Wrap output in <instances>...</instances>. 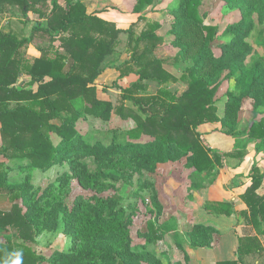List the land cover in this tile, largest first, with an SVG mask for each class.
Returning a JSON list of instances; mask_svg holds the SVG:
<instances>
[{"label": "trees", "instance_id": "obj_1", "mask_svg": "<svg viewBox=\"0 0 264 264\" xmlns=\"http://www.w3.org/2000/svg\"><path fill=\"white\" fill-rule=\"evenodd\" d=\"M202 1L180 0L169 10L174 16L169 32L178 47L175 58L193 60L179 77L169 72L153 54L164 39L156 33L160 24L148 22L137 35L131 26L125 29L131 57L116 66L120 74L131 70L139 80L165 85L157 93L142 97L134 95L140 82L123 89L122 98L141 107L145 115L141 117L132 108L114 106L111 100L99 99L93 86L101 62L114 51L123 29L87 13L82 0H0V13L17 7L25 18L30 12L39 18L28 37H19L12 29H0V154L18 161L21 167L40 170L71 157L74 176L85 189L93 191L87 196L76 195L68 207L62 204L60 188L54 192L53 182L37 195V188L30 182H11L7 175L9 166L0 161V195L8 193L13 199L9 210L0 209V229L12 231L11 238L0 243V264H38L41 261L62 264L63 259L72 255L69 251H54L47 258L37 254L30 245L41 228L47 226L44 218L51 217L58 204L62 206L65 231L72 237L75 255L82 254L90 264H141L148 259V251H133L129 246L131 232L123 208L112 196L99 193L108 186L101 177L115 173L91 172L77 160L79 156L106 158L112 166L127 172L138 163L153 168L158 163L184 156L198 171L209 170L215 163L224 165L222 153L202 143L198 127L218 120L225 132L231 133L237 127L243 98L253 99L255 116L257 107H264V53L255 54L247 63L253 52L246 41L254 27L263 22L264 0H219L230 8H237L241 18L225 27L224 34L231 37L221 45L218 56L209 46L216 38L218 27L204 22L200 10ZM151 2L138 0L134 10ZM37 33L40 37L47 35L48 43L37 47L39 56L24 55L22 48L33 42ZM226 70L227 77L237 73L235 80L240 92L227 91L224 111L219 117L213 96L216 82ZM23 75L28 79L19 81ZM178 80L184 82L186 88L177 95L166 86ZM79 98L85 103L80 108L76 105ZM112 113L132 116L135 126L125 132H113L106 142L86 140L76 128L75 123L80 118L91 115L109 120ZM242 134L249 140H258L256 148L264 149V115L253 120ZM244 150L242 145L231 153L242 155ZM66 177L68 173L64 172L57 180ZM251 177V184L241 195L247 206L242 215L248 223L257 224L264 217V195L256 193L264 172L253 165ZM47 196L49 198L40 205ZM209 205L220 214L234 213L232 202L209 201ZM196 227L203 235L215 232L207 225ZM244 241L261 249L257 237H245L240 240L239 254L244 251ZM207 243L208 239L203 238L199 245ZM191 245L196 244L191 241ZM218 264L241 263L237 259Z\"/></svg>", "mask_w": 264, "mask_h": 264}, {"label": "rangeland", "instance_id": "obj_2", "mask_svg": "<svg viewBox=\"0 0 264 264\" xmlns=\"http://www.w3.org/2000/svg\"><path fill=\"white\" fill-rule=\"evenodd\" d=\"M137 2L138 0H127L130 13L138 12L142 8L139 19L130 25L134 35L146 28L148 22L158 23L156 17L163 18V22L156 29V32L159 31L164 39L155 48L153 54L161 59L163 66L169 72L179 77L184 69L193 62L191 58L185 60L175 58L178 47L173 44V36L169 32L174 20V16L169 13V10L177 6L180 0H152L150 5L147 6L146 4V7L143 6L135 11L133 9ZM200 10L204 14L206 24L218 27L215 40L209 44L214 55L218 56L221 45L229 41L231 37L230 34H224L225 27L240 20V11L237 8L228 7L224 1L219 0H203ZM38 20V16L32 12L28 14V18H25L19 8L11 7L4 13H0V29L5 31L12 29L16 34L24 36V34L32 33L33 26ZM128 39V32L123 29L118 35L114 51L101 62L100 72L93 86L95 95L99 99L111 100L114 106L123 105L132 108L135 113L144 117L141 107L132 104L128 99L122 98L123 89L131 87L135 82H140L141 86H136L137 90L134 95L142 97L157 93L165 85L148 79L139 80L138 75L131 70L124 75L120 74L121 72L116 66L123 64L131 57ZM246 41L252 47L253 52L251 57L247 58V63H250L255 54L264 53V19L261 24L254 27ZM46 43H48V36L40 37L37 33L33 42L22 48V52L26 56H31L34 53L31 49L33 46L37 48L39 45ZM58 43V41H55V45H58ZM227 74L228 71L226 70L219 76L216 82L218 84L216 92L213 96L217 108L216 113L219 117L222 116L224 111L227 91L234 94L240 92L235 80L237 73L229 77H227ZM26 77L28 78L27 75H23L19 81H26ZM36 88L37 85H34L33 89ZM166 88L178 95L186 88V84L181 80L171 81ZM242 103L238 112V124L235 131L226 133L218 120L203 123L198 127L202 143L206 147L222 153L223 166L215 163L209 170L198 171L190 166L184 156L175 161L158 163L153 168H147L138 163L132 170L129 169L127 172V170L115 168L106 158L96 156L77 157V160L91 172L115 173L101 177L100 180L107 182L108 186L99 193L104 196H112L118 205L123 208L131 232L130 248L133 251L143 253L148 251L149 253L148 259L141 264H174L175 260L179 261L176 264H182L187 255L185 248L192 246L191 241L199 245L200 240L203 238L207 240L213 235V232L200 234L196 229L197 225L207 223L205 220L207 219L206 213L204 214V212H211L214 225L218 220L215 219V214L219 212L214 206L209 205V201H212L208 199L211 196L208 193L211 187L223 185L226 191L227 187L237 183V176L250 177V168L253 164H260V168L256 165L258 170L260 172L264 171V149L256 148L258 140H249L242 134L243 129L248 127L253 120H258L264 115V107H257L258 113L255 116L253 99L245 97ZM76 105L80 108L85 103L79 98ZM75 124L86 140L100 139L106 142L113 132H125L133 128L136 120L132 116L121 117L119 114L112 113L109 120H102L88 115L77 120ZM53 140H57L54 135ZM242 145L245 146L242 155L231 153L234 152V148ZM242 160H246V168L237 169L243 162ZM0 161L6 163L8 159L0 154ZM10 165L17 167L9 174L11 182H27L28 184L30 182L33 187L37 188V195L49 183L53 182L54 192L56 193L57 189L60 188L63 193L62 204L65 203L68 207L73 204L76 195L87 196L93 193L91 189H85L79 183L78 178L74 176L71 157L61 164L52 165L46 170L21 167L16 161L11 162ZM64 172L68 173V177L62 179V181L57 180ZM216 192H214L215 197L223 198V193L220 196L221 190ZM0 197L6 203V206L12 204L13 199L8 193H1ZM48 198V196L45 197L40 205H43ZM62 211L61 205L58 204L54 207L53 215L44 218L47 226L41 228V231L35 237V242L30 245L37 254L47 258L54 251H69L68 253H72V255L63 259L62 264H90L82 254L75 255L73 253L72 237L65 231ZM225 225L227 224L220 223L221 228ZM11 234L10 229H0V243H5L6 240L11 238ZM38 264L48 263L41 261Z\"/></svg>", "mask_w": 264, "mask_h": 264}, {"label": "crops", "instance_id": "obj_3", "mask_svg": "<svg viewBox=\"0 0 264 264\" xmlns=\"http://www.w3.org/2000/svg\"><path fill=\"white\" fill-rule=\"evenodd\" d=\"M86 7L87 13L94 14L99 18L113 22L117 28L127 29L135 23L139 16L141 15V9L138 12L128 11L127 0H82ZM150 4H147V6ZM146 7V6H145ZM134 8V7H133ZM132 8V9H133ZM134 10V9H133ZM158 15V13H157ZM163 18L156 17L158 24H162ZM43 26L46 25V21L42 23ZM14 31V30H13ZM158 35L163 36L162 34L156 32ZM18 35V34H17ZM30 33L24 34V36H29ZM20 37V35H18ZM32 43V42H30ZM28 43V44H30ZM34 53L31 56H39L40 51L36 47H32ZM27 78V77H26ZM28 79V78H27ZM243 104V103H241ZM240 116V114H239ZM240 119V117H239ZM245 158V156H243ZM243 158V159H244ZM16 160H8L5 165L9 166L7 172L8 178L12 170L17 169V167L10 165L11 162ZM241 161V160H240ZM243 161V160H242ZM18 162V161H16ZM17 164V163H16ZM254 165V164H253ZM250 168V172L252 166ZM260 168V164H256ZM246 160H244L238 168H246ZM264 172V171H261ZM240 178V179H238ZM252 177H238L237 183L227 187V190H224V186L211 187L208 193L211 195L208 199L212 201H225L233 203L234 213L227 216L225 214H215V225L213 223V216L211 212H204L206 215L207 223L205 225L213 227L214 231L212 237L208 239V243L204 245H194L190 248H185L187 255L182 264H218L219 261L223 260H237L241 264H264V217L258 220V223L250 222L248 223L242 213L247 211V206L242 199V194L245 192L246 188L251 184ZM220 196L222 194L223 198L215 197L214 192L219 191ZM258 195H264V178L260 186L256 189ZM217 195V192H216ZM219 195V194H218ZM1 196V195H0ZM4 207H3V206ZM10 206H6L0 197V209L9 210ZM237 216V217H236ZM210 217V218H209ZM236 217V218H235ZM221 224H227L223 228L220 227L219 221ZM223 222V223H222ZM257 237L259 244H261V249H256L255 246L250 245L247 241H244V251L243 253L238 252L240 245V240L245 237ZM248 247H247V245ZM179 263L178 260H175L174 264Z\"/></svg>", "mask_w": 264, "mask_h": 264}]
</instances>
